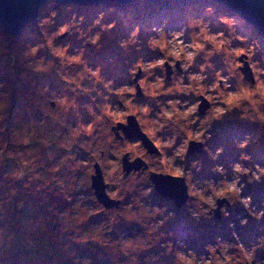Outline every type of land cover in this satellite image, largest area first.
Returning a JSON list of instances; mask_svg holds the SVG:
<instances>
[{
    "label": "rangeland",
    "instance_id": "rangeland-1",
    "mask_svg": "<svg viewBox=\"0 0 264 264\" xmlns=\"http://www.w3.org/2000/svg\"><path fill=\"white\" fill-rule=\"evenodd\" d=\"M149 1L0 24V264H264V38L209 1ZM129 116L158 152L116 137ZM125 154L148 169L125 175ZM152 172L185 178L184 209Z\"/></svg>",
    "mask_w": 264,
    "mask_h": 264
},
{
    "label": "water",
    "instance_id": "water-1",
    "mask_svg": "<svg viewBox=\"0 0 264 264\" xmlns=\"http://www.w3.org/2000/svg\"><path fill=\"white\" fill-rule=\"evenodd\" d=\"M136 0H0V24L13 36H16L19 29H22L28 23L33 21L40 8L47 2L58 3H76L80 5L101 4V3H119L122 5H129ZM186 1V0H182ZM216 3L223 4L231 14L245 20L246 23L251 24L264 38V0H212ZM246 79L254 83V78L251 71L246 65L242 68ZM170 71H167L170 77ZM138 87V96H141V89ZM53 105V104H52ZM209 107L205 101L199 107L200 115L205 113ZM117 138L123 139H138L142 142L149 153L158 152L154 144L150 141L148 136L141 130L136 118L134 116L128 117V124H119L113 128ZM122 131L123 136L120 135ZM203 145L198 142H190L187 151V157H190L195 152H202ZM128 154H125L122 159V166L125 175H129L132 171L147 170L148 165L140 158L134 161H129ZM150 181L154 185L155 190L164 198L171 199L177 208L183 207L189 199L188 185L184 177L165 175L161 173L152 172L150 174ZM91 186L94 190L95 197L107 209H115L120 206V201L109 197L106 188L107 184L104 182V177L99 164H95V173L92 175ZM225 200H219L216 210L217 217L220 215V210Z\"/></svg>",
    "mask_w": 264,
    "mask_h": 264
},
{
    "label": "trees",
    "instance_id": "trees-1",
    "mask_svg": "<svg viewBox=\"0 0 264 264\" xmlns=\"http://www.w3.org/2000/svg\"><path fill=\"white\" fill-rule=\"evenodd\" d=\"M149 1V0H148ZM155 2H153V0L152 1H149V2H153V3H160V2H162V4H165V5H169V4H172V3H180V4H182V5H186L187 3H189V2H193V1H195V0H186V1H182V0H160V1H158V0H154ZM178 1V2H177ZM179 1H181V2H179ZM198 1H201V2H206V1H209V3H212L214 6H216L217 8H223L224 10H227L228 11V9L227 8H225V6L223 5V4H219V3H216V2H214V1H212V0H198ZM190 3V4H191ZM207 3V2H206ZM189 5V4H188ZM229 12V11H228ZM229 13H231V12H229ZM47 245L49 246H51V245H53V242L52 241H48V243H47ZM52 247V246H51ZM55 247L53 246V249H54ZM27 258H28V260L26 261V264L30 261V259H33V256L34 255H32V252H30V251H28L27 252ZM55 257H57V256H53V255H51L50 254V252H47V253H45V259H46V262H56V260L57 259H55ZM59 257V256H58ZM10 264H12V261L10 262ZM63 264V263H62Z\"/></svg>",
    "mask_w": 264,
    "mask_h": 264
},
{
    "label": "flooded vegetation",
    "instance_id": "flooded-vegetation-1",
    "mask_svg": "<svg viewBox=\"0 0 264 264\" xmlns=\"http://www.w3.org/2000/svg\"><path fill=\"white\" fill-rule=\"evenodd\" d=\"M197 142V141H196ZM199 142V141H198ZM201 143V142H200ZM202 144V143H201ZM95 164H99L98 162H96ZM94 164V165H95ZM100 165V164H99ZM100 168H101V166H100ZM94 169H95V166H94ZM102 170V169H101ZM156 173H159V172H156ZM161 174H163V173H161ZM165 174V173H164ZM93 175V174H92ZM165 175H171V174H165ZM172 176H174V175H172ZM91 181H92V176H91ZM92 187V186H91ZM93 189V188H92ZM161 196V195H160ZM168 199V198H167ZM169 200H171V199H169ZM171 202L173 203V205L175 206V204H174V202L171 200ZM188 202V201H187ZM187 204V203H186ZM186 204L183 206V207H181V208H177L176 206H175V208H176V211H181V209H184V207H186ZM120 206H121V204H120ZM119 206V207H120ZM118 207V208H119ZM116 209V208H115Z\"/></svg>",
    "mask_w": 264,
    "mask_h": 264
}]
</instances>
